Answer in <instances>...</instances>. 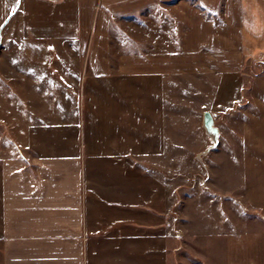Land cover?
<instances>
[{
  "label": "crops",
  "instance_id": "crops-1",
  "mask_svg": "<svg viewBox=\"0 0 264 264\" xmlns=\"http://www.w3.org/2000/svg\"><path fill=\"white\" fill-rule=\"evenodd\" d=\"M15 4L0 0V27L6 28L8 41L11 37L24 46L29 62L24 71L16 72L18 77L13 73L10 98L17 100L18 90L31 91L40 75L48 81L46 68H53L61 79L62 106L55 127L62 129L63 137L71 129L80 133L72 123L79 97L88 120L103 115L104 127L112 104L121 108L117 123L124 125L123 132L114 136L121 149L135 146L136 152L149 155L176 147L180 148L176 153H202L210 143L208 136L205 142L196 137L187 142L182 132L197 117L175 108L185 104L198 108L202 94L217 95L226 73L238 75L244 103L228 117L240 148L244 200L264 219V0H21L18 8ZM27 10L49 12L41 18ZM42 30L51 33L49 40L29 34ZM145 41L150 43L144 46ZM128 117L139 133L127 131ZM219 131L215 148L222 136L230 134ZM128 137L135 141L122 140ZM43 155L37 156L41 163L37 175L18 151L0 168L4 173L0 264H102L100 258L115 250L121 259L111 260L113 264H162L160 196L152 202L150 195L144 204L143 195L138 200L141 195L131 194L135 204L129 208L128 192L110 189L104 197L119 201L121 208L105 210L96 206L100 195L87 198L82 178L70 176L67 167L75 164L62 156L53 160L57 153ZM59 168L63 175L48 179L46 170ZM85 181L95 187L113 185L107 180L97 183L96 178ZM156 191L160 192L159 180ZM257 229L230 237L226 264H264V227ZM96 233L100 236L94 238ZM170 256L163 264H173Z\"/></svg>",
  "mask_w": 264,
  "mask_h": 264
},
{
  "label": "rangeland",
  "instance_id": "rangeland-1",
  "mask_svg": "<svg viewBox=\"0 0 264 264\" xmlns=\"http://www.w3.org/2000/svg\"><path fill=\"white\" fill-rule=\"evenodd\" d=\"M15 1V8H18L21 0ZM16 10L14 9L13 12ZM36 12L43 18L49 11L27 10L28 14ZM10 17L11 15H8L6 21ZM71 25L68 28L70 31L74 29L72 21ZM144 33L148 36L149 32ZM12 34L14 35L15 31ZM29 34H34L41 40H49L51 35L45 30H42V33L29 31ZM8 40L6 28L0 27V168L18 151L22 156H26L28 170L37 175L41 165L38 161L40 157L37 156L57 153L55 159L52 157L49 159L59 161L62 156L68 164H75L76 167H67L70 176L82 178V192L86 193L87 198L100 195L101 198L95 199L96 206H105L107 207L104 208L105 210L111 206L121 208L119 201L104 197L110 194V189L126 190L129 196V208L135 204L131 203V194L141 195L138 200L143 195L144 204H148L145 201L148 196L151 195L152 202L154 200L157 202L160 196V199H163L160 205L159 231L162 264L167 261L169 253L173 264H226L227 242L230 237L264 227L262 215L246 203L242 194L245 177L240 148L236 143L237 137L232 135L233 123L231 124V119L228 117L233 113L236 105L244 103L243 90L238 83L241 79L238 75L226 73L225 81L217 95L202 94L198 108L194 104L175 108L179 112L185 109L186 112L197 117L189 122L191 128L182 127L185 128L182 132L187 142L193 140V137L194 139L196 137L197 141L208 140L202 125V116L206 111L214 116L215 125L219 130L227 133L230 131L229 135L222 136V142L217 148L201 160H198L199 153L194 150L190 153H176L180 149L176 147L168 148V152L159 154H141L136 152L135 146L121 149L115 141L114 136L117 138L120 136L124 125L120 126V123H117L121 108L112 103H109L112 104V113L107 115L108 127H104L105 117L101 115L97 119L88 120L83 111V102L77 97L80 111L76 109L77 115L74 117L72 115L71 118L73 126L81 129L80 133L75 134L71 129L69 133L73 132L74 136L67 133L63 137L64 134L60 132L62 129L55 127L60 124L59 107L62 106L58 104L61 79L53 68L51 71L49 67L46 68L48 81L41 80L40 75L31 91L18 90L20 94L17 100H11L8 86L11 85L13 73L18 77L16 72L24 71L29 59L22 44L12 40L11 37L10 41ZM147 43L150 42L145 41L144 46H147ZM8 44L10 47L7 48ZM245 79L246 77H242V81ZM10 91L12 92L11 89ZM20 103L23 106H20ZM205 104L206 109H203ZM87 109L86 106L85 110ZM131 118L128 117L125 123L127 131L132 132L131 134L139 133ZM42 126L44 128L41 129ZM122 140L131 143L135 138L128 137ZM205 145L208 147L209 141ZM15 148L17 151H14ZM181 149L184 152L191 150ZM58 151H62L63 154L60 156ZM46 171L48 179H56L60 174L63 175L61 168ZM2 177L4 173L0 171V183ZM92 178H96L97 183H104V180H107L113 185L112 187L90 186L85 180ZM158 180L160 192L154 193ZM150 206L153 204L150 203ZM100 210L96 209V212ZM99 236L96 233L94 238ZM109 236L101 237V240H107ZM119 252L110 251L112 255L102 256L100 258L102 264H113L110 263L111 260L120 262Z\"/></svg>",
  "mask_w": 264,
  "mask_h": 264
},
{
  "label": "water",
  "instance_id": "water-1",
  "mask_svg": "<svg viewBox=\"0 0 264 264\" xmlns=\"http://www.w3.org/2000/svg\"><path fill=\"white\" fill-rule=\"evenodd\" d=\"M202 125H203L206 135L208 136L210 140V145L202 153H199L197 157L198 160H201L202 157H204L212 149H214L218 145L219 138H220V131L216 127L214 116L210 112L206 111L203 113Z\"/></svg>",
  "mask_w": 264,
  "mask_h": 264
}]
</instances>
